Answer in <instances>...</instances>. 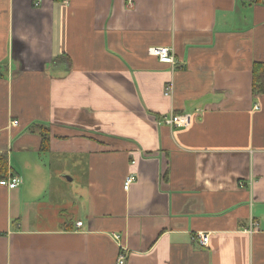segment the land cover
<instances>
[{"label": "crops", "instance_id": "0c3cea01", "mask_svg": "<svg viewBox=\"0 0 264 264\" xmlns=\"http://www.w3.org/2000/svg\"><path fill=\"white\" fill-rule=\"evenodd\" d=\"M259 63L264 0H0V264H264Z\"/></svg>", "mask_w": 264, "mask_h": 264}, {"label": "built area", "instance_id": "2783aa9c", "mask_svg": "<svg viewBox=\"0 0 264 264\" xmlns=\"http://www.w3.org/2000/svg\"><path fill=\"white\" fill-rule=\"evenodd\" d=\"M148 54L151 57L156 58L160 63L163 64H168L170 66H175L176 62L174 61L173 58V52L169 48L165 47H156V48H151L148 51ZM170 93V89H166L165 95H168ZM192 121V115L183 113L179 115H174L170 117H164L162 118L160 124L164 125L169 128H178V129H186L190 127ZM18 127V122L17 121H12L10 123V128H17ZM1 134V130H0ZM134 181V177L132 175H128L124 181L123 188L124 190H128L131 184ZM21 184V180L18 177H9L6 180H1L0 181V186L5 187L8 190H14L16 189L19 185ZM77 227H81V223L76 224ZM208 242V237L207 235H198V243L201 246H205ZM125 263V257L124 256H119L116 264H124Z\"/></svg>", "mask_w": 264, "mask_h": 264}, {"label": "trees", "instance_id": "16d2710c", "mask_svg": "<svg viewBox=\"0 0 264 264\" xmlns=\"http://www.w3.org/2000/svg\"><path fill=\"white\" fill-rule=\"evenodd\" d=\"M253 92L256 94H264V63L255 64L252 71ZM169 128V127H168ZM45 137V136H44ZM6 161L0 159V179L5 178ZM15 177V176H12Z\"/></svg>", "mask_w": 264, "mask_h": 264}, {"label": "rangeland", "instance_id": "374dc122", "mask_svg": "<svg viewBox=\"0 0 264 264\" xmlns=\"http://www.w3.org/2000/svg\"><path fill=\"white\" fill-rule=\"evenodd\" d=\"M78 172V175L73 172H69L68 175H64V183L67 185L68 192L75 194L78 193V188L81 186V181L83 180L80 177L86 176V167L84 166L83 169L77 167L74 169ZM79 176V177H78Z\"/></svg>", "mask_w": 264, "mask_h": 264}]
</instances>
